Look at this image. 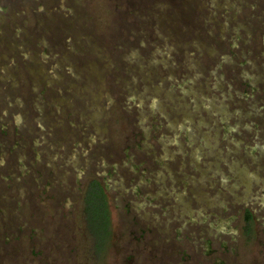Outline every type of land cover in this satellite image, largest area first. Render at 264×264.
Listing matches in <instances>:
<instances>
[{
  "label": "rangeland",
  "instance_id": "1",
  "mask_svg": "<svg viewBox=\"0 0 264 264\" xmlns=\"http://www.w3.org/2000/svg\"><path fill=\"white\" fill-rule=\"evenodd\" d=\"M0 264H264V0H0Z\"/></svg>",
  "mask_w": 264,
  "mask_h": 264
},
{
  "label": "trees",
  "instance_id": "2",
  "mask_svg": "<svg viewBox=\"0 0 264 264\" xmlns=\"http://www.w3.org/2000/svg\"><path fill=\"white\" fill-rule=\"evenodd\" d=\"M84 202L87 227L94 243L96 256L100 257L106 249L110 235V215L107 193L99 180H90L86 187ZM251 218L250 211H247L248 229L251 228Z\"/></svg>",
  "mask_w": 264,
  "mask_h": 264
}]
</instances>
